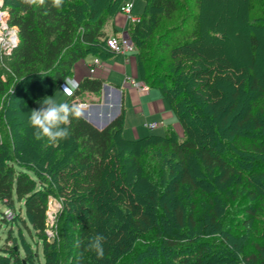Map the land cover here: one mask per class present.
Returning <instances> with one entry per match:
<instances>
[{"label": "trees", "instance_id": "1", "mask_svg": "<svg viewBox=\"0 0 264 264\" xmlns=\"http://www.w3.org/2000/svg\"><path fill=\"white\" fill-rule=\"evenodd\" d=\"M5 1L18 42L0 54V202L23 203L44 264H264V15L228 21L230 31L195 14L200 0H143L125 35L141 82L160 89L181 138L168 126L126 140L121 109L102 129L72 119L70 137L51 145L33 136L31 103L80 59L112 55L105 40L118 30L105 26L122 2ZM237 28L248 32L244 58ZM102 84L83 78L65 102L98 98ZM53 198L61 208L48 237ZM96 234L106 237L103 259L86 250ZM0 262L29 264L11 247Z\"/></svg>", "mask_w": 264, "mask_h": 264}, {"label": "rangeland", "instance_id": "2", "mask_svg": "<svg viewBox=\"0 0 264 264\" xmlns=\"http://www.w3.org/2000/svg\"><path fill=\"white\" fill-rule=\"evenodd\" d=\"M5 0H0V54H9L14 47L18 40H14L13 33L16 35L15 28H9L7 26V19H8V7L7 2ZM9 2V1H8ZM122 4L128 2L132 4V13L133 16H140L144 10V1L143 0H121ZM262 7L260 5V0H200V9L195 10V14L203 15L206 20L207 24H218L221 26V29H228L234 30L229 28V22L232 23L234 27H237L235 22H239L242 17L248 18L250 17L255 18L259 15H264V12L261 11ZM229 21V22H228ZM235 24V25H234ZM4 25L7 26L6 32L4 33ZM128 25V23H127ZM127 25L125 26V33L127 29ZM224 26V28H223ZM243 28V27H242ZM105 30L108 33L113 32L112 28V21L111 23H107L105 26ZM238 30V31H237ZM238 34V57H246L247 56V45H246V38L247 33L242 30L241 28H237ZM216 33V32H215ZM255 33V31H254ZM261 44L264 46V35L257 34ZM133 53L128 54L130 56ZM262 55V52H260ZM113 54H110V57ZM114 61L122 65L123 64V57L119 54H115L113 57ZM2 59V58H1ZM0 59V64L4 63V59ZM131 71L130 67H126V74ZM260 70H262L260 68ZM264 70V69H263ZM262 70V71H263ZM136 78L140 79L139 72H136ZM260 75V74H258ZM264 76V71H263ZM125 76L121 72L111 71L110 76L108 77V82L116 83V82H123L125 81ZM141 81V80H140ZM154 93H150V95L142 96V100L145 101L146 99L152 97L163 98L162 93L159 88H151ZM101 94V93H100ZM61 95L64 97L63 90L61 88L58 89L52 95H45L41 98L36 99L31 103V109H39L41 104L40 102L45 97H52L63 102L61 100ZM65 98V97H64ZM84 98V97H83ZM85 97V101H86ZM164 108L168 111V105L163 103ZM119 115V114H118ZM117 115V116H118ZM116 116V117H117ZM174 123V117L169 119L166 123V127H172V125H168ZM100 123L104 124L103 121ZM143 121L133 118L129 114V110L125 114L124 118V126L122 130V136L126 140L134 139V132L139 137H144L147 135H162L164 133L165 127H157L155 129H147L142 125ZM178 126V125H177ZM173 128V127H172ZM174 129V128H173ZM176 129V130H175ZM174 130L177 131L178 138L180 139L182 136V130L180 128H175ZM61 208V204L55 198L51 199L49 202V207L47 211V223L48 229L46 230V235L48 237L53 236L54 232L52 226L55 224L57 217L59 215V211ZM0 212H2L5 216V222L0 224V255L5 254V250L9 247L18 250V255L22 262L26 259L29 261V264H44V247L43 241L38 238L34 230L32 229L31 225L29 224L25 213H24V206L23 203L18 202L17 200L14 201V208L7 207L0 202ZM6 263V262H5ZM1 264V262H0ZM12 264V263H10ZM23 264V263H22Z\"/></svg>", "mask_w": 264, "mask_h": 264}, {"label": "crops", "instance_id": "3", "mask_svg": "<svg viewBox=\"0 0 264 264\" xmlns=\"http://www.w3.org/2000/svg\"><path fill=\"white\" fill-rule=\"evenodd\" d=\"M127 23L128 21L126 20V17L122 13L118 12L112 21L113 27L118 30L116 34L121 32L125 33L124 28ZM114 55L115 54L104 60L100 59L101 66L97 68L94 75H90L87 69V63H90L93 60L92 55H87L82 60L80 59L76 64H74L72 68V75L67 81L69 91H73L76 88L78 82L86 77H96L103 80L100 96L96 98L91 94H85L83 102L80 103L83 104V107L81 109L82 112L86 113V120H90L92 122L90 123L94 127L100 129V127L103 125L102 123H100V121H103L104 124H108L120 113L121 109H124V118L126 112L129 110V114L131 117L143 121V127L144 123L150 122L162 123V126L159 127H166V122L169 119L173 118L170 111H167L164 108L163 103L165 102V104L167 105L166 101L163 98L152 96L143 101L141 98L142 96L150 95V93L154 92L149 89L145 93H140L129 84L130 79L140 81V79L136 78V72L138 70L133 55L124 56L122 54H119L123 57L122 65L117 64L113 60ZM126 67H130L131 69V71H129L128 69L127 74ZM111 71L123 73L126 80L121 83L108 82V77L110 76ZM67 85H61L59 88L64 91V88L67 87ZM58 89L56 91H58ZM60 97L61 100L65 102L68 95H64L65 98L63 97V95H61ZM85 97L87 98L86 101ZM168 125H172L174 129L177 127L180 128L179 126H177L176 120L172 124H170L169 121ZM138 137L139 136L134 132V139Z\"/></svg>", "mask_w": 264, "mask_h": 264}, {"label": "clouds", "instance_id": "4", "mask_svg": "<svg viewBox=\"0 0 264 264\" xmlns=\"http://www.w3.org/2000/svg\"><path fill=\"white\" fill-rule=\"evenodd\" d=\"M21 3L29 7L39 8L46 4V0H21ZM51 5L60 9L64 5V0H51ZM63 93L69 94L68 85L64 88ZM40 104V108L33 109L29 117L30 126L34 129V138L37 141L46 140L51 145L68 139L71 135L69 129L71 120L80 119L83 116L81 107L60 102L55 96L45 97ZM105 240L106 237L102 234L94 235L88 241L86 250L94 252L97 259H103ZM75 246L79 248L81 241H76Z\"/></svg>", "mask_w": 264, "mask_h": 264}, {"label": "built area", "instance_id": "5", "mask_svg": "<svg viewBox=\"0 0 264 264\" xmlns=\"http://www.w3.org/2000/svg\"><path fill=\"white\" fill-rule=\"evenodd\" d=\"M131 10H132V4L128 2L122 4L119 7V12L122 13L126 17V20L128 22L129 21L133 22L137 20L138 18L136 16L131 15ZM105 45H106V48L112 54H122L126 56L130 53H133L134 51L133 45L128 41L124 32L108 36L105 40ZM100 66H101L100 58L93 56V60L90 63H87V69H88L89 74L94 75L96 73L97 68H99ZM68 80L69 79H65L62 82V85L66 86L67 85L66 82ZM129 84L140 93H145L149 90L148 86L143 84L141 81L130 79ZM78 106L82 108L83 104L79 103ZM159 126H162V123H157V122L144 123V127L150 130L155 129Z\"/></svg>", "mask_w": 264, "mask_h": 264}, {"label": "water", "instance_id": "6", "mask_svg": "<svg viewBox=\"0 0 264 264\" xmlns=\"http://www.w3.org/2000/svg\"><path fill=\"white\" fill-rule=\"evenodd\" d=\"M5 27H7L6 25H5ZM13 39L14 40H17V37H16V35L13 33ZM85 120H86V113L85 112H83V116H82ZM89 123L91 122L90 120H87ZM92 123V122H91ZM107 124H103L101 127H100V129H102V128H104L105 126H106Z\"/></svg>", "mask_w": 264, "mask_h": 264}, {"label": "bare ground", "instance_id": "7", "mask_svg": "<svg viewBox=\"0 0 264 264\" xmlns=\"http://www.w3.org/2000/svg\"><path fill=\"white\" fill-rule=\"evenodd\" d=\"M6 28H7V27H5V25H4V33L6 32ZM12 39H13V38H12Z\"/></svg>", "mask_w": 264, "mask_h": 264}]
</instances>
